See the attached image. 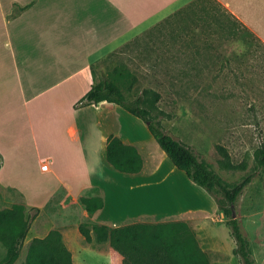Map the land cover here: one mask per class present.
Segmentation results:
<instances>
[{"label": "crops", "instance_id": "0c3cea01", "mask_svg": "<svg viewBox=\"0 0 264 264\" xmlns=\"http://www.w3.org/2000/svg\"><path fill=\"white\" fill-rule=\"evenodd\" d=\"M215 1L264 44V0ZM202 6L197 0H0V19L16 24L15 32L5 33L10 41H15V46L13 42L2 43L5 52L0 54V155L3 159L0 207L23 204L28 212L39 209L19 259L24 260L34 238H44L51 231L59 230L74 263L86 264L88 252H102L108 247L106 253L102 252L108 255L110 245L87 243L80 232L82 224L115 228L147 217L156 219L195 210L193 202L174 184L177 174L173 171L177 168L173 164L170 172L157 180L148 178V155L156 149L157 142L139 118L112 103L86 105L93 109L92 117L87 113L74 114V110L81 106L80 101L96 82L93 69L97 63L156 29H163L168 20L182 11ZM17 87L21 94H17ZM57 88L61 90L57 92ZM29 90L38 91L34 97H43L37 103L39 111L1 113L8 103L20 104ZM74 116H84L83 123L68 128L71 133H79L75 143L83 142L89 154L95 144L93 134L101 146V166L97 178L91 182L84 180L88 173L82 164L79 174L74 170L77 162L80 163L75 156V165L64 161L69 173L67 180L57 176L55 154L48 158L42 156L43 143L68 148L66 141L57 139V128L65 120L72 121ZM143 132L145 141L139 136ZM110 134L138 148L144 159L142 172L122 173L107 162L106 140ZM68 151L74 155L71 149ZM46 162L49 169L44 171L42 165ZM180 171L187 184H192L185 172ZM33 173L47 179L56 178L58 182L41 198L32 199L20 181H28ZM152 183L161 184L155 190L169 195L174 204L154 208L152 198L147 197ZM82 197L102 198L103 209L91 215L82 204Z\"/></svg>", "mask_w": 264, "mask_h": 264}, {"label": "rangeland", "instance_id": "374dc122", "mask_svg": "<svg viewBox=\"0 0 264 264\" xmlns=\"http://www.w3.org/2000/svg\"><path fill=\"white\" fill-rule=\"evenodd\" d=\"M207 2L210 6L208 11L201 7L184 10L168 20L163 29H156L151 35L106 57L95 65L93 75L99 80L115 69L129 70L132 77L128 84L132 88L123 87L124 94L133 100L141 96L144 90L159 93L160 99L154 103L150 116L161 124L166 133L189 145L230 186L240 183L250 174L254 175L239 198L236 217L250 242L256 264H264V169H259L255 160V152L264 142V44L242 29L240 24L235 25L239 30L238 38L228 39V26H222V22L220 25V20L227 18L224 9L212 0ZM216 15L219 19L215 18ZM210 23L215 29L210 28ZM15 31V23L7 24L0 19V54L5 52L4 43L13 42L15 46V41H10L5 35ZM9 74L14 73L9 71ZM16 90L17 94H21L19 87ZM60 90L56 89L57 92ZM38 91H27L20 104L8 103L1 113L9 115L12 112L39 111L37 103L43 97H34ZM53 91L55 89L47 95ZM63 108L69 106L63 105ZM79 113L92 117L93 109L81 105L74 110V114ZM83 118L74 116L72 121L65 120L57 128V139L66 141L74 155L59 144L43 143L40 147L44 158L56 155L57 176L63 180L69 176L64 161L74 162L75 165L76 159L80 161L77 162L78 166H74L77 174L81 172V164L88 173L84 180L91 182L98 176L101 166L98 139L92 134L95 144L87 154L83 142L75 143L79 133L68 130L70 126L76 128L83 123ZM121 128L125 129V125ZM144 133L139 136L145 141ZM150 134L147 136L150 137ZM218 145L228 149L235 164L246 162L247 168L226 169L222 165ZM155 148L148 155L147 175L153 181L170 172L172 164L157 143ZM173 173L177 174L174 184L193 202L195 210L181 215H161L156 219L147 217L143 221L185 222L194 232L208 264H242L234 254L236 242L227 225V217L216 210L214 199L203 188L198 189V185L187 184L178 169ZM57 182L56 178L47 179L33 173L28 181L21 180L20 186L34 199L44 196ZM160 186L158 183L149 186L152 190L147 197L152 198V206L161 208L173 205L174 201L169 195H161L160 191L155 190ZM155 194L158 195L153 197ZM122 197L124 199L125 196ZM107 249L105 247L102 252L106 253ZM102 252H88L86 264H111L110 254ZM22 263L23 260L19 259L15 264Z\"/></svg>", "mask_w": 264, "mask_h": 264}, {"label": "trees", "instance_id": "16d2710c", "mask_svg": "<svg viewBox=\"0 0 264 264\" xmlns=\"http://www.w3.org/2000/svg\"><path fill=\"white\" fill-rule=\"evenodd\" d=\"M197 1L203 5L202 9L209 10L207 0ZM214 2L216 3L215 0ZM216 4L221 6L219 3ZM224 11L229 20L227 18L220 20V25L222 22V26H228V39L238 38L239 30L235 26L237 24L254 35L234 15ZM215 18H218L217 15ZM210 28L215 29L212 23ZM130 77L132 75L129 70L115 69L107 76L96 80L80 104L100 106L102 103H112L141 119L174 167L185 172L194 184L207 191L217 205L216 210L225 214L227 225L236 242L234 254L240 258L242 264H256L250 242L243 232L240 220L236 217L239 198L254 175H248L234 186L228 185L189 145L166 133L161 124L150 116L154 103L160 99L159 93L144 90L141 96L133 100L126 97L123 87L129 90L132 88V85L128 84ZM217 150L226 169L247 168L246 162L235 164L225 146L218 145ZM106 160L115 170L126 174H139L144 169V159L138 148L126 144L116 134L107 137ZM255 160L257 167L264 169V142L256 150ZM2 164L3 159L0 155V169ZM81 202L91 215L104 207L100 197H82ZM38 213V208L28 212V208L23 204L0 207V264H15L19 260L32 221ZM80 232L87 243L110 245L111 264H208L194 232L185 222L140 221L115 228L99 224H82ZM22 264L75 263L62 233L53 230L46 237L34 238L31 241Z\"/></svg>", "mask_w": 264, "mask_h": 264}, {"label": "built area", "instance_id": "2783aa9c", "mask_svg": "<svg viewBox=\"0 0 264 264\" xmlns=\"http://www.w3.org/2000/svg\"><path fill=\"white\" fill-rule=\"evenodd\" d=\"M42 169H43L44 171H47V170L49 169V163H48V162L44 163V164L42 165Z\"/></svg>", "mask_w": 264, "mask_h": 264}, {"label": "bare ground", "instance_id": "6f19581e", "mask_svg": "<svg viewBox=\"0 0 264 264\" xmlns=\"http://www.w3.org/2000/svg\"><path fill=\"white\" fill-rule=\"evenodd\" d=\"M181 172V171H180ZM191 182V181H190ZM192 185H193V183H192ZM194 186H196V185H194ZM198 189L200 188L199 186L197 187ZM201 190V189H200ZM202 191V190H201ZM205 193V192H204Z\"/></svg>", "mask_w": 264, "mask_h": 264}]
</instances>
